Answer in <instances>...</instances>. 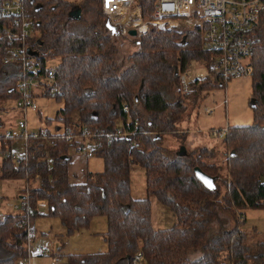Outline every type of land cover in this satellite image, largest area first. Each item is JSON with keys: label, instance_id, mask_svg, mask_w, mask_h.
I'll list each match as a JSON object with an SVG mask.
<instances>
[{"label": "trees", "instance_id": "obj_1", "mask_svg": "<svg viewBox=\"0 0 264 264\" xmlns=\"http://www.w3.org/2000/svg\"><path fill=\"white\" fill-rule=\"evenodd\" d=\"M138 1L143 17H149L153 0ZM26 5L37 22L38 40L32 43L41 60L58 58L53 65L57 87L53 98L62 105L54 116L58 122L39 128L53 144L44 146L42 138L31 136L26 141L28 155L17 166L10 157L2 160L0 176L24 177L28 190L24 214H0V264H15L26 253L25 232L15 221L29 215L40 199L68 233L87 225L96 214L107 218L103 233L107 250L70 254L68 264H134L138 250L139 264H264V239L249 241L236 218V209L243 213L247 206L264 207V28L251 55L253 121L227 126L218 149L228 153L223 175L220 163L207 160L215 156V146L189 150L181 143L184 150L178 153L165 143V134L186 132L179 128L186 108L183 99L196 100L207 87L227 81L207 76L194 90H180L179 73L189 60L210 54L202 47L199 29L178 32L151 26L132 38L137 48L119 59L117 33L106 26L99 0H26ZM75 5L81 8L79 19L68 15ZM12 21L0 14V106L20 95L21 62L3 61L5 33ZM126 117L138 120L139 132L119 139L104 134ZM52 119L44 121L48 125ZM73 125L78 132L87 126L102 141L94 153L102 157L103 169L88 172L84 182L68 179V151L76 142L65 133ZM133 137L136 145L131 144ZM131 164L144 169L146 197L131 196ZM195 166L209 179H200ZM35 175L40 184L34 183ZM218 178L228 182L229 190L223 194ZM150 196L172 212L175 222L152 226ZM221 211L232 217L231 227L220 218Z\"/></svg>", "mask_w": 264, "mask_h": 264}, {"label": "built area", "instance_id": "obj_2", "mask_svg": "<svg viewBox=\"0 0 264 264\" xmlns=\"http://www.w3.org/2000/svg\"><path fill=\"white\" fill-rule=\"evenodd\" d=\"M99 4L121 36L138 38L148 32L152 25L163 29L176 28L178 31L195 28L200 30L202 47L209 50L210 54L191 58L180 71L179 84L182 92L194 90L193 83H200L209 75L229 79L251 74V55L257 43L258 32L264 28V0H153L149 17H143L138 0H99ZM0 14L13 18L5 33L8 44L3 60L21 62L17 83L20 95L15 103V109L21 116L17 118L15 127L25 142L32 136L42 138L44 146L51 145L53 142L45 131L28 129L26 114L29 110L38 109L37 95H53L56 91L54 64L47 61L50 56L42 61L39 50L37 54L33 52L36 47L32 42L36 43L38 40L37 22L27 8L26 0H0ZM129 29H134L136 34H130ZM123 109L128 113L129 105L124 103ZM205 110L208 111L209 108L205 107ZM80 130L76 131L73 125L66 131L65 138L76 142V150L83 151L87 156L92 155L94 148L99 147L102 141L87 126L82 125ZM139 130L138 120L126 117L125 121L120 119L115 129L104 134L119 139L133 136ZM226 130L227 125H223L212 128L210 132L212 135L222 136ZM12 135L11 128L0 131V138ZM131 144H137L134 137ZM9 155L19 164L28 155L27 146L22 153L10 150ZM19 206L22 207L23 203L16 204V207ZM16 224L25 229L27 254L19 259L20 264H29L32 251L36 254L49 252L45 244L35 243L36 233L27 219H18ZM141 258V250L136 251L134 263H139Z\"/></svg>", "mask_w": 264, "mask_h": 264}, {"label": "rangeland", "instance_id": "obj_3", "mask_svg": "<svg viewBox=\"0 0 264 264\" xmlns=\"http://www.w3.org/2000/svg\"><path fill=\"white\" fill-rule=\"evenodd\" d=\"M75 1L77 2L81 0ZM170 30L178 31L176 28ZM116 36L117 39L115 40L119 59L126 57V55L137 48L133 42V36L124 39L120 37L121 35L118 34V32ZM57 59L58 58L51 57L49 61L50 63H56L58 61ZM210 76L214 77L213 75H209L208 77ZM198 84V82H194V88H197ZM251 93L252 79L250 74L229 78L222 86L207 87V91L203 90L201 94H198L196 100H192L191 97L189 99H183L186 103V108L182 114L181 121L179 122V128H184L186 132L183 135V132L179 131L173 134H165L166 145L172 149H179L180 144L185 143L189 150H199L203 146H215V156L208 158L207 160L220 163L221 173L223 175L227 174L225 159L228 153L222 154L218 151V149L222 147V136L212 135L210 130L214 127L222 126L226 122L230 125L251 123L253 121V108L250 105ZM8 103L13 105L14 100L10 99ZM38 103L41 107V120H39V112L34 110H29L27 112L28 129L32 131H39L40 127L42 128L45 126L53 127L58 122L54 119L56 110L62 105L61 101L59 102L53 97L39 98ZM205 105L210 106L208 111L204 110ZM45 117L53 118L50 124H46L44 121ZM12 132L18 136L15 139L12 148L18 149L21 152L23 140L19 136L20 132L14 126ZM192 134L200 136L198 138L200 141L197 139L190 141V136ZM8 146L9 144H6V147ZM101 167L103 168L102 159L97 156L94 159H89L88 170L99 171ZM218 182L220 183L222 194L229 190L228 182L222 183L221 178H218ZM34 183L40 184L37 175H35ZM27 188L28 186L26 185V190H24L25 194L27 193ZM12 191L13 186H4V189L0 190V193L4 192L8 195L9 199L6 202L8 204L13 195ZM130 192L133 197L147 196L144 169L138 164L130 165ZM150 199L153 204L154 202H157L154 211H156L157 215L159 214V219L161 221H163L162 218L164 219V222L161 223H164L165 226L171 225L174 221L172 212L163 205L162 206L166 209L161 210L160 207H157V204L160 203L155 201L152 196ZM40 209L39 215L34 219L33 224L38 234L34 241L36 244H45L48 247L49 252L39 255L32 251L29 256V264H63L68 262V255L70 254H85L107 250V240L103 238L101 234V232L107 228V218L104 214H96L92 216L87 225L74 229L68 233L61 223L59 216L49 212L47 204L40 206ZM244 212L242 213L236 209V218L240 221H237V224L241 223L238 226H240L248 235V240L255 241L258 239H264V207L247 206L244 209ZM220 218L224 220V224L227 227L232 226V217H227L224 211L220 212ZM218 221V219L214 220L215 223ZM15 264H20V260L16 259Z\"/></svg>", "mask_w": 264, "mask_h": 264}, {"label": "crops", "instance_id": "obj_4", "mask_svg": "<svg viewBox=\"0 0 264 264\" xmlns=\"http://www.w3.org/2000/svg\"><path fill=\"white\" fill-rule=\"evenodd\" d=\"M113 32H115V31H113ZM116 33H117V31H116ZM133 38H135V37H133ZM35 49L37 50V48H35ZM50 58H51V56L49 58H47L48 62H50L49 61ZM51 64H55V63H51ZM50 97H53V95H37L36 96V100L38 102L39 98H50ZM16 99H13L14 100V104L13 105L8 103L9 100H10V99H8V101H6L4 104L2 103V105L0 106L1 107L0 108V131H3L5 129H7V128L13 129V126L15 127L14 122H16L17 118L21 116V114L17 111V109H15ZM6 105H8V107ZM4 106H6V107H4ZM204 107L209 108L210 106L205 105ZM34 111L39 112V114H40L39 115V118H40L39 120H41V117H40L41 116V107H40L39 103H38V109L34 110ZM26 119H27V114H26ZM224 125H229V123L226 122ZM219 127H221V126H219ZM19 136H20V134H19ZM17 137H18L17 135L13 134L11 136V139H10V140H12V142L10 144L8 143V138L9 137L8 138H4V137L0 138V173H1V163H2L3 158L4 157H10L9 151L13 150V151H18L19 153H22L24 151L25 146H27L26 142L20 136L22 138V140H23V145H22V148H21V152L18 149H13L12 146L14 145L15 139ZM190 137H191L190 141H194L196 139L200 141V139H198L200 136H198L196 134H192ZM6 144H9V146L6 147ZM27 150H28V148H27ZM68 153L70 155V159H69V163H68V179L71 182H84L86 180L88 172H97L98 171V170L97 171L88 170V162H89V159H94L96 156L98 158L102 159V157L100 155H98L96 153H93L92 155L87 156L83 151L76 150V148L74 146H73V148L69 149ZM11 160L13 161L12 158H11ZM14 165L17 166L18 164H16L14 162ZM100 169H103V168L101 167ZM38 179H39V181L41 183V179L40 178H38ZM27 184H28V181L24 177L5 178V177H1L0 176V190H3L4 186H13V191H12L13 195H12V198L10 199V201H9V204L6 203L8 201V199H9L8 195H6V193H4V192H2L3 194L0 193V210H1L0 214H6V213L22 214L24 212V210L27 207L24 206L25 205V203H24L25 201H24L23 197H24V194H25L24 190H25ZM9 193H11V192H9ZM152 197L154 198L155 201H158L155 196H152ZM134 198H137V197H134ZM150 202H151V216L150 217H151L152 226L154 228H156V229L170 226V225L165 226L164 223H161V222H164V219L162 218L163 221H161L159 219V214L157 215L156 211H154V208H156V203L157 202H154L155 207H154V204H153L151 199H150ZM21 203H23L22 207H20V206L16 207V204H21ZM46 204H47L46 200H42V199L38 200L36 208L35 209L32 208L31 211L29 212L30 214L27 215V216L21 217V220L27 219L33 226L34 219L37 218V216L39 215V210H41L40 206H43V205H46ZM157 205H158L157 207H160L161 210L166 209V208H164L165 206L163 207L161 204H157ZM2 210H5V211H2ZM16 221H15V224H16ZM173 222H175V216H174V221ZM18 227H20V226H18ZM21 228L25 232V229L23 227H21ZM33 228H34L35 233H36L35 237L37 238V235H38L37 234V230H36V228L34 226H33ZM106 229L103 232H101L102 236H103V233L106 231ZM103 238H104V236H103ZM24 245H25V240H24ZM25 249H26V246H25ZM26 254H27V250H26V253L24 255L19 256L17 259L19 260L21 257L25 256ZM39 255H41V254H39ZM63 264H68V263L65 262Z\"/></svg>", "mask_w": 264, "mask_h": 264}, {"label": "water", "instance_id": "obj_5", "mask_svg": "<svg viewBox=\"0 0 264 264\" xmlns=\"http://www.w3.org/2000/svg\"><path fill=\"white\" fill-rule=\"evenodd\" d=\"M71 18H74V19H79L80 16H81V8L77 5L73 6L72 9L69 11V14H68ZM106 26L111 29L112 31H116V27L114 24L110 23V21L107 19L106 20ZM130 34L132 35H135L136 34V31L134 29H129L128 31ZM34 53H38L37 50H34L33 51ZM253 99L251 98L250 99V103L252 104L253 102ZM184 150V146L183 145H180L179 147V151L178 153H181L182 151ZM194 170L197 174V176L200 178V179H209V177L207 176V174L205 172H203V170H201L198 166H195L194 167Z\"/></svg>", "mask_w": 264, "mask_h": 264}]
</instances>
